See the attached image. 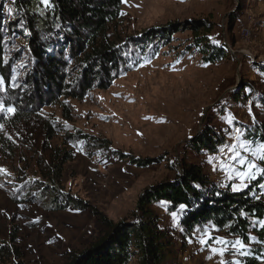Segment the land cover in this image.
I'll return each mask as SVG.
<instances>
[{
  "label": "rangeland",
  "instance_id": "rangeland-1",
  "mask_svg": "<svg viewBox=\"0 0 264 264\" xmlns=\"http://www.w3.org/2000/svg\"><path fill=\"white\" fill-rule=\"evenodd\" d=\"M0 3L4 25L13 15L8 0ZM197 23L212 28V44L226 47L221 61H203L194 45ZM115 27L120 39L154 28L174 33L153 58L107 90L49 105L20 103V94L30 92L24 82L30 64L23 50L26 35H2L0 104L15 112H0V244L15 232L21 264H68L106 232L93 212L113 223L139 221L137 202L145 190L176 181L186 165L200 167L215 186L234 192L241 184L238 173L249 171L251 162L254 178L245 179L247 186L239 191L261 177L257 198L264 201V160L259 159L264 151L247 134L264 127V0H122ZM205 127L225 140L216 153L191 148ZM79 133L91 140L83 141ZM135 160L150 162L141 167ZM52 163H63L59 188L85 209H55L39 191ZM152 212L167 233L164 264H243L252 256L253 240L243 242L242 250L234 248L239 238L210 225L183 240L179 216L159 207Z\"/></svg>",
  "mask_w": 264,
  "mask_h": 264
},
{
  "label": "trees",
  "instance_id": "trees-1",
  "mask_svg": "<svg viewBox=\"0 0 264 264\" xmlns=\"http://www.w3.org/2000/svg\"><path fill=\"white\" fill-rule=\"evenodd\" d=\"M8 1L13 16L4 25L0 19V61L2 35L6 32L26 35L23 50L30 64L24 82L30 92L20 94L22 104L37 101L49 105L59 99L81 100L92 89L107 90L116 79L153 58L174 33L168 27L154 28L126 39L118 38L114 28L121 20L122 0H50L52 7H43L38 0ZM197 24L193 26L194 45L203 61L209 64L221 61L226 47L212 44L208 37L212 28ZM64 111L66 114L67 110ZM253 130L254 133H247L249 138L264 145V127L257 126ZM45 133L48 138L52 137L48 125H45ZM78 135L83 141L91 140L86 135ZM224 145L222 135L210 127L203 128L191 141L192 149L211 154ZM68 160L70 158L65 161ZM149 162L133 161L141 167ZM62 164L47 166V182L39 191L50 197V205L55 209H85L84 202L59 188ZM262 179L259 177L242 191L231 192L211 183L200 167L183 166L176 181L152 186L140 196L139 221L113 223L93 212L106 232L90 247L70 256L68 264H130L134 258L139 264H164L168 260L167 233L152 212L157 207L179 216L183 240L206 225L244 243L253 240L252 256L246 257L243 264H259L258 258L264 260V226L261 224L264 201L257 198ZM20 259L17 236L12 232L9 240L0 244V264L9 261L21 264Z\"/></svg>",
  "mask_w": 264,
  "mask_h": 264
},
{
  "label": "snow or ice",
  "instance_id": "snow-or-ice-1",
  "mask_svg": "<svg viewBox=\"0 0 264 264\" xmlns=\"http://www.w3.org/2000/svg\"><path fill=\"white\" fill-rule=\"evenodd\" d=\"M125 2H127V0H125ZM42 3H43L46 7H52V4L50 3V0H42ZM210 39H211V38H210ZM214 42H215V41H214ZM3 84H4V81H3V80H0V90H2V86H3ZM4 111H7V112H9V113H13V112H15V109L12 108V107H8L7 109H5V107H4L2 104H0V112H4ZM0 130H3V125H0ZM261 151H264V145H261ZM259 159H260V160H264V155L259 156ZM240 162H241V164H243V163H244V160H241ZM247 167H248L249 171L238 173V175H239V177H240V179H241V184H239V185H234V186H233L232 190H233L234 192H235V191H239L241 188L247 186L246 184L243 183V181H244L245 179H251V178H254V173L251 171V169L255 168L256 165L253 164V163H251V162H249L248 165H247ZM0 171H4V170L0 169ZM183 207H184V206L181 205V208H183ZM173 215H175V214H173ZM241 215H243V213H241ZM261 224H262V226H264V221H262ZM200 242H201V243H205V241H204L203 239H202ZM217 242L220 243V244H223V245H227V244L229 243L228 241L223 240V239H220V238H218ZM232 246H233L234 248H239V249H241V250L245 247L243 241H240V240H236V241L233 243ZM216 251H217L216 249H213V252H216ZM219 254H220V255H223V250H220ZM241 254H244L243 251H241ZM209 258H211V257H209Z\"/></svg>",
  "mask_w": 264,
  "mask_h": 264
}]
</instances>
